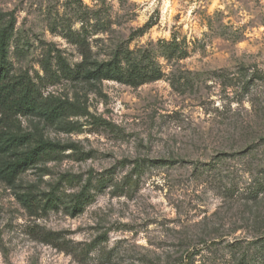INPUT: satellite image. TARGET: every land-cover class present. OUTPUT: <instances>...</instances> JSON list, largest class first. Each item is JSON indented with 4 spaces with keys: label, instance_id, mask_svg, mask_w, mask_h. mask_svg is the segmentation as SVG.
I'll return each mask as SVG.
<instances>
[{
    "label": "rangeland",
    "instance_id": "374dc122",
    "mask_svg": "<svg viewBox=\"0 0 264 264\" xmlns=\"http://www.w3.org/2000/svg\"><path fill=\"white\" fill-rule=\"evenodd\" d=\"M0 18L13 72L78 108L19 119L69 148L0 181V264H264V0H0ZM82 51L161 76L66 79ZM88 180L74 216L16 199L56 185L69 204Z\"/></svg>",
    "mask_w": 264,
    "mask_h": 264
},
{
    "label": "trees",
    "instance_id": "16d2710c",
    "mask_svg": "<svg viewBox=\"0 0 264 264\" xmlns=\"http://www.w3.org/2000/svg\"><path fill=\"white\" fill-rule=\"evenodd\" d=\"M0 23V181L15 188L18 178L27 170L46 161L56 160L69 148L45 139L37 132V127L34 131H26L20 126L19 119L35 118L47 124H60L67 116L74 115L78 108L67 100L56 99L51 95L43 96L28 73L13 72L9 61V46L14 20L3 22L0 18ZM78 45L82 48L81 42ZM81 53L82 60L75 69L65 65L60 68L66 79L86 82L110 80L133 87L157 80L161 76L157 64L150 60L149 55L138 56L140 52L114 53L106 61L91 58L84 51ZM90 185L91 181L88 180L81 191L72 196L69 204L56 194V185L41 195H35L31 190L17 192L16 199L27 209L38 207L44 212L63 206L74 216L81 213L88 204Z\"/></svg>",
    "mask_w": 264,
    "mask_h": 264
}]
</instances>
